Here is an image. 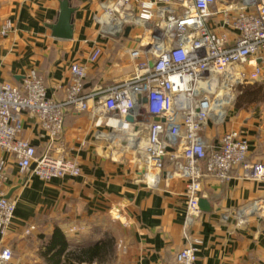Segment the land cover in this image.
<instances>
[{
  "label": "built area",
  "instance_id": "obj_1",
  "mask_svg": "<svg viewBox=\"0 0 264 264\" xmlns=\"http://www.w3.org/2000/svg\"><path fill=\"white\" fill-rule=\"evenodd\" d=\"M102 8V35L116 38L126 28L142 32L134 47L121 48L133 64L127 78L87 89V67L73 64L61 101L48 96L35 72L18 86L0 84L1 235L12 226L15 211L4 193L6 156L14 159L20 174L31 170L42 181L81 175L78 162L63 149L68 114L88 113L95 128L107 129L108 149L130 153L139 181L149 188L181 180L187 228L201 213L205 180L229 182L240 169L241 179L264 183V162H249L243 131L227 130L215 143L208 141L209 129L222 126L234 108L236 89L264 82V0H115ZM11 29L5 22L0 38ZM101 54L100 47L93 48L88 63H96ZM24 118L46 138L40 153L22 138ZM247 213L260 217L264 198ZM200 244L187 242L175 264H196ZM12 260V250L1 247L0 264Z\"/></svg>",
  "mask_w": 264,
  "mask_h": 264
},
{
  "label": "crops",
  "instance_id": "obj_2",
  "mask_svg": "<svg viewBox=\"0 0 264 264\" xmlns=\"http://www.w3.org/2000/svg\"><path fill=\"white\" fill-rule=\"evenodd\" d=\"M61 1L0 0V27L5 22L12 26L0 38V84L18 86L35 72L48 96L61 101L73 64L87 67V89L108 87L132 74L133 64L121 48L134 47L141 30L110 38L98 24L104 2L115 0H69L74 9L71 40L53 38L49 28L57 21ZM97 46L102 54L90 64L89 55ZM262 104L232 109L222 126L209 129V143L227 130H241L249 141V162H264ZM107 132L95 128L88 113L66 116L63 149L79 164L81 175L75 178L42 181L31 170L22 175L6 156L9 179L4 193L15 211L12 226L0 234V248L12 250V264H52L58 251L50 250L49 243L56 230L68 250L112 240L114 253L103 264H175L179 250L192 239L201 242L196 264H264V213L261 218L247 213L264 198V183L241 179L240 169L229 182L205 180L201 199L209 211H201L187 228L184 183L163 180L157 189L149 188L139 181L130 153L108 149ZM22 138L38 153L46 143L28 118L23 119ZM57 260L64 264L63 255Z\"/></svg>",
  "mask_w": 264,
  "mask_h": 264
},
{
  "label": "trees",
  "instance_id": "obj_3",
  "mask_svg": "<svg viewBox=\"0 0 264 264\" xmlns=\"http://www.w3.org/2000/svg\"><path fill=\"white\" fill-rule=\"evenodd\" d=\"M236 101L234 109L237 111L244 110L251 105H259L264 101V86L259 83L245 85L236 89ZM66 241L61 233L56 230L50 239V250L58 251L51 259L52 264H58L57 257H64V264H82L97 262L103 264L114 253V243L110 239L103 240L98 244L87 247L68 250ZM67 249V251H66ZM66 251V252H65ZM62 254V255H61Z\"/></svg>",
  "mask_w": 264,
  "mask_h": 264
},
{
  "label": "water",
  "instance_id": "obj_4",
  "mask_svg": "<svg viewBox=\"0 0 264 264\" xmlns=\"http://www.w3.org/2000/svg\"><path fill=\"white\" fill-rule=\"evenodd\" d=\"M73 14L74 9L71 8L69 0H62L59 6V14L57 21L54 25L50 26L51 35L53 38L60 40H71L73 37ZM130 31L126 28L125 34L127 35ZM128 122H132V119L128 117L126 119ZM33 168V167H32ZM199 209L202 212L209 211V205L204 199L199 200ZM264 234V231H263Z\"/></svg>",
  "mask_w": 264,
  "mask_h": 264
},
{
  "label": "rangeland",
  "instance_id": "obj_5",
  "mask_svg": "<svg viewBox=\"0 0 264 264\" xmlns=\"http://www.w3.org/2000/svg\"><path fill=\"white\" fill-rule=\"evenodd\" d=\"M189 4V3H188ZM259 85H262L264 86V82L263 83H259ZM234 109V108H233ZM262 109L264 110V101H263V104H262ZM230 110V109H229Z\"/></svg>",
  "mask_w": 264,
  "mask_h": 264
}]
</instances>
